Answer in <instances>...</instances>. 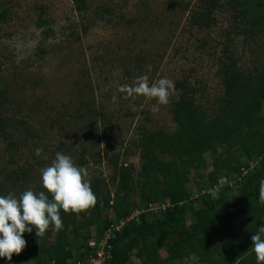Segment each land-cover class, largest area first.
Wrapping results in <instances>:
<instances>
[{
  "label": "rangeland",
  "instance_id": "1",
  "mask_svg": "<svg viewBox=\"0 0 264 264\" xmlns=\"http://www.w3.org/2000/svg\"><path fill=\"white\" fill-rule=\"evenodd\" d=\"M227 2L219 0L210 25L200 28L192 18L200 0H83L80 12L73 0H0V90L6 101L0 111L15 142L0 136V195L42 191L41 170L57 152L84 167L89 183L103 181L110 194L116 185L112 155L135 167L137 181V142L144 131L176 129L171 108L179 92L153 113L155 101L123 99L118 87L141 75L150 82L168 78L174 86L184 82L195 107L212 115L223 94L220 61L247 72L259 67L264 55V37L250 40L243 34L245 23ZM36 148L43 149L40 157ZM80 159L86 164L79 165ZM212 159L205 154V168L192 172L193 183L205 182ZM23 170L27 175L21 179ZM103 217L114 220L111 210ZM90 231L93 241L95 228ZM56 233L53 229L49 243ZM30 246L26 242L25 248ZM128 264L141 262L132 256Z\"/></svg>",
  "mask_w": 264,
  "mask_h": 264
},
{
  "label": "trees",
  "instance_id": "2",
  "mask_svg": "<svg viewBox=\"0 0 264 264\" xmlns=\"http://www.w3.org/2000/svg\"><path fill=\"white\" fill-rule=\"evenodd\" d=\"M200 2V11L192 18L203 28L212 22L219 0ZM73 3L82 11L83 0ZM227 4L245 23L243 34L250 40L264 37V0H228ZM218 74L223 94L212 115L195 107L188 84L176 83L179 96L171 108L176 129L141 134L137 181L132 164H119L115 155L108 157L114 167V193L103 190V181H91L95 205L79 214L61 211L63 228L53 243L47 241L51 226L43 236L25 233L23 238L31 246L14 254L11 264L83 263L96 255L88 247L92 227L97 243L110 233L106 241L110 256L104 264H128L132 256L141 264H184L192 256L197 259L190 264H256L251 237L264 223V204L259 200V181L264 179V55L262 64L247 72L233 62L220 61ZM3 93L0 90V108L6 102ZM0 136L9 141L13 137L1 111ZM9 144L15 146L12 140ZM219 146L225 148L218 154ZM112 149L109 146L106 154ZM206 153L213 157L212 168L203 175L205 182L193 183L192 172L204 170ZM26 175L23 170L21 179ZM108 210L113 221L103 217ZM0 264L9 262L0 259Z\"/></svg>",
  "mask_w": 264,
  "mask_h": 264
},
{
  "label": "clouds",
  "instance_id": "3",
  "mask_svg": "<svg viewBox=\"0 0 264 264\" xmlns=\"http://www.w3.org/2000/svg\"><path fill=\"white\" fill-rule=\"evenodd\" d=\"M151 71V66H147ZM122 98L135 100L143 97L146 102L155 101L151 111L156 113L159 106L167 105L175 91L172 80L160 78L150 82L148 75L138 76L132 84L118 87ZM43 149L36 148L35 156L40 157ZM87 170L76 166L70 156L57 152L51 164L41 170L42 191L25 190L19 196L9 192L0 195V259L11 264L13 255H19L26 246L25 233L43 236L51 226L54 230L63 228L61 211L79 214L96 203ZM259 200L264 204V179L259 181ZM213 199L217 191L212 190ZM251 251L256 264H264V223L257 227L251 237Z\"/></svg>",
  "mask_w": 264,
  "mask_h": 264
},
{
  "label": "built area",
  "instance_id": "4",
  "mask_svg": "<svg viewBox=\"0 0 264 264\" xmlns=\"http://www.w3.org/2000/svg\"><path fill=\"white\" fill-rule=\"evenodd\" d=\"M117 229V228H116ZM110 234V233H108ZM109 235H105V237L97 243L95 240L89 242L90 248H96V246H100V249L97 248L99 252L96 251L95 256H89L84 263H78V264H104L105 259L109 258V250L106 249V241L108 239ZM105 241V242H104ZM92 242V243H91ZM104 242V243H102Z\"/></svg>",
  "mask_w": 264,
  "mask_h": 264
}]
</instances>
